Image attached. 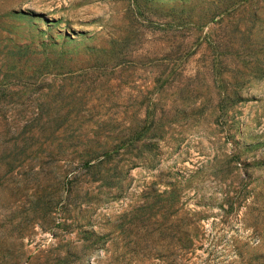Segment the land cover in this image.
Here are the masks:
<instances>
[{
    "label": "rangeland",
    "instance_id": "1",
    "mask_svg": "<svg viewBox=\"0 0 264 264\" xmlns=\"http://www.w3.org/2000/svg\"><path fill=\"white\" fill-rule=\"evenodd\" d=\"M6 113L0 177L97 141L1 183L0 264H264V0H0Z\"/></svg>",
    "mask_w": 264,
    "mask_h": 264
},
{
    "label": "water",
    "instance_id": "2",
    "mask_svg": "<svg viewBox=\"0 0 264 264\" xmlns=\"http://www.w3.org/2000/svg\"><path fill=\"white\" fill-rule=\"evenodd\" d=\"M5 119L9 121V123L16 122L19 124L18 128L12 126L10 129L3 131L0 135V141L2 144H12L24 133V123L19 116L15 117L11 113L9 115L6 113ZM75 131L77 134L74 138V143L66 146H63L62 144L53 147L41 146L40 148H37V150H30L24 147L18 150V152H16V150L8 152L11 161L8 166L3 168V175L0 177V185L2 182L9 179L13 182H16L17 180L30 182L35 179L44 178L48 175H54L57 179L62 180L67 171L66 166L63 165V161L68 160L70 162L69 166L80 163L83 158L80 157V154L75 155L74 151L78 150L77 148L94 144L97 141L96 138H92L85 145L81 140V135L83 133L81 127L78 126ZM101 155H103L102 152L98 153V156ZM41 156H43V158ZM73 188L74 187H72L71 193L73 192ZM57 204L58 200L48 206V208L53 210ZM25 250L26 252H23L22 255L26 257L36 252V248Z\"/></svg>",
    "mask_w": 264,
    "mask_h": 264
}]
</instances>
